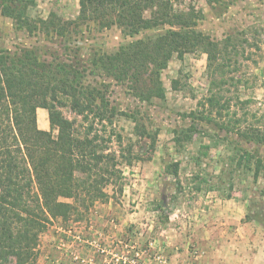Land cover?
Segmentation results:
<instances>
[{
  "label": "rangeland",
  "instance_id": "1",
  "mask_svg": "<svg viewBox=\"0 0 264 264\" xmlns=\"http://www.w3.org/2000/svg\"><path fill=\"white\" fill-rule=\"evenodd\" d=\"M1 2L0 51L14 55L29 48L42 61L66 62L82 70L84 83L100 89L115 109L112 149L118 154L122 149L124 155L131 149L136 155L131 165H121L123 192L110 187L115 196L96 203L84 220H54L41 235L34 264H223L226 256L235 264L239 255L242 264H264V171L257 180L243 165L230 174L231 157L238 147L257 154L264 163V144L246 142L200 121L191 142L179 150L174 142L175 132L192 124L185 114L196 111L198 101L208 93L206 54L173 56L161 72L166 98L142 100L132 82L113 79L92 58L168 26L131 37L117 26L79 21V0H35L27 12L32 19H47L55 13L67 27L63 34L57 27L43 26L30 33L2 13ZM176 9L200 13L197 29L215 41L229 36L256 40L261 51H252L261 55L255 56L259 62L247 64L258 79L253 88H241L239 94L242 99H254L253 112L259 108L264 112V0H223L214 5L183 0ZM173 79L180 81L179 88H173ZM63 111L69 118L75 116L68 108ZM45 119L49 130L47 110ZM37 122L44 129L39 110ZM109 132L107 127L99 133L108 137ZM215 132L222 137L219 145L197 163L201 145L212 144L208 134ZM176 161L180 162L177 176L167 169ZM248 212L258 213V218L246 220Z\"/></svg>",
  "mask_w": 264,
  "mask_h": 264
},
{
  "label": "trees",
  "instance_id": "2",
  "mask_svg": "<svg viewBox=\"0 0 264 264\" xmlns=\"http://www.w3.org/2000/svg\"><path fill=\"white\" fill-rule=\"evenodd\" d=\"M182 1L79 0V21L117 26L126 36L168 26L114 52L95 53L92 63L115 80L132 82L142 100L165 99L161 72L172 57L183 59L188 53L202 52L207 57L208 93L198 101L196 111L185 114L192 124L175 132L176 148L193 140L197 121L214 124L219 131L246 142L264 144V112H260L262 108L253 112L254 99H242L239 94L241 88L255 86L258 75L247 63L258 64L255 56L261 55L252 50L261 51L260 46L247 36L213 40L197 29L200 13L176 9ZM206 1L214 5L223 0ZM34 3L2 0L1 10L18 28L30 33L43 26L57 27L63 34L67 23L57 14L47 19L28 15ZM236 72H240L238 76ZM84 77L82 70L66 62L40 60L29 48L14 55L0 51V264H34L40 255L41 235L54 220H84L96 203L115 196L110 187L123 192L121 165H131L136 155L131 149L128 155L122 149L119 154L112 149L115 109L100 89L84 83ZM172 83L174 89L179 88L178 79ZM39 108L48 111L49 130L38 126ZM63 108L75 116L67 117ZM107 127L109 136L100 135ZM208 135L213 143L201 145L197 163L222 138L218 132ZM231 165V175L243 165L247 172H254L256 180L264 171L261 158L243 147L237 148ZM179 167L176 161L167 169L177 176ZM227 197L231 198V193ZM158 208L166 209L160 204ZM257 218L258 213L246 214L248 221Z\"/></svg>",
  "mask_w": 264,
  "mask_h": 264
},
{
  "label": "crops",
  "instance_id": "3",
  "mask_svg": "<svg viewBox=\"0 0 264 264\" xmlns=\"http://www.w3.org/2000/svg\"><path fill=\"white\" fill-rule=\"evenodd\" d=\"M39 111H40V114H42V122H43V128L45 129L46 128V119H45V110L46 109H44V108H39L38 109ZM223 256H225V255H223ZM230 257H228V256H226V258H223L222 259V261H221V263L223 262V264H230V259H229ZM235 261V264H242V263H240V260H241V257H240V255L238 256V259H234ZM239 260V263L237 262V261Z\"/></svg>",
  "mask_w": 264,
  "mask_h": 264
}]
</instances>
